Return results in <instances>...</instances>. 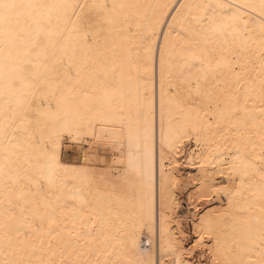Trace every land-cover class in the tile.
<instances>
[{
	"label": "snow or ice",
	"instance_id": "obj_1",
	"mask_svg": "<svg viewBox=\"0 0 264 264\" xmlns=\"http://www.w3.org/2000/svg\"><path fill=\"white\" fill-rule=\"evenodd\" d=\"M155 7L118 0H0V264H146L138 254L137 227L152 208V98L133 96L137 53L117 39L100 46L97 37L126 32L143 42L144 33L129 30L140 29ZM178 7L187 12L171 19L181 17L186 35L166 69L161 57L170 89L165 94L161 86V144L172 146L174 119L181 129L196 130L213 117L217 126L227 125L235 147L229 176L239 182L228 194L247 196L264 212V0ZM247 17L258 19L255 31ZM148 39L155 41L154 32ZM253 46L260 52L258 83L244 87L235 69ZM144 47L150 60L151 46ZM133 102L142 111L130 116ZM125 131L129 148L135 131L137 147L142 138L145 149L129 152L124 175L61 163L65 136L92 135L94 142L122 149ZM133 171L136 179L127 175ZM238 226L254 245L245 250L258 258L233 264H264V215L243 218ZM257 230L258 244L252 235Z\"/></svg>",
	"mask_w": 264,
	"mask_h": 264
},
{
	"label": "bare ground",
	"instance_id": "obj_2",
	"mask_svg": "<svg viewBox=\"0 0 264 264\" xmlns=\"http://www.w3.org/2000/svg\"><path fill=\"white\" fill-rule=\"evenodd\" d=\"M118 2L157 6L151 10L150 18L141 22L140 29L129 30L131 33H144L143 42L138 43L139 36H129L126 32H121L119 38H116L114 34L102 31L97 37V43L100 46L110 45L113 39H117L118 43L131 47L137 53L133 57L131 66L133 83L137 88L133 96L140 101L147 96L152 98V208L150 217L145 210L143 222L137 227L138 254L146 261V264H233L244 256H251L253 260L257 259L255 254L245 250L254 245L249 242L247 233L238 225L243 218H259L264 215V212L261 211L258 203L250 206L249 197L228 194L234 193L239 188V182L229 176L235 147L228 143L231 133L227 125L221 123L217 126L213 117L208 119L207 123H202L196 130L181 129L174 119L172 146L169 147L167 141L161 144L162 84L165 94L170 91L167 72L165 71L163 77L161 74V57L163 56L166 69L169 55L180 50L176 46L182 45L186 35L180 27L181 17H177L175 23L171 17L176 16L177 12L182 14L187 12V9L181 10L178 7L181 3H200L204 0H118ZM228 2L243 4L250 0H228ZM166 5L167 8L164 7ZM247 19H249V27L255 31L258 28V19L252 17H247ZM169 25L174 31H169ZM153 32L154 42L148 39ZM176 33H181L179 39ZM145 43L151 46L150 60L149 53L144 47ZM191 51L193 54H199L195 46ZM241 65L242 67L238 66L235 71L242 73L241 82L244 87H247V81L256 80L258 83L261 61L257 46L252 47L246 62L241 59ZM220 79L231 80L232 78L222 76ZM231 86L235 87L234 83ZM138 107L142 111V105L138 106L135 102L128 105L129 115H135ZM167 111L166 104L164 119L166 133L168 131ZM105 127L111 128L112 126L106 125ZM140 127H143L142 123ZM96 131L98 134L99 127ZM140 135L142 137V132ZM121 139L122 149L113 148L108 142H94L92 135L72 138L65 136L59 148L61 163L69 168L91 166L97 170V174L104 169H114L113 175H124L129 152L134 155L140 154L144 151L145 144L141 138L139 147H137L135 131L131 148H129L126 131ZM67 143L80 149L79 162H69L65 159L64 152ZM259 152V147H257L255 154L259 155ZM101 155L105 156V159L107 157L108 160L101 162L94 160L100 158ZM256 162L259 163V160ZM184 172L187 173L186 180L183 176ZM127 175L130 179H136L138 176L134 171L128 172ZM185 182H188V185L191 184L194 190H192L194 194H190V198L186 201L182 200L181 196V189ZM183 202L186 204L185 209L182 206ZM182 211H185L187 215L182 214ZM185 221L192 223L197 239L195 248L206 253L207 263L199 262L200 260L195 261L196 249L192 250L194 245L191 250L187 249V234L183 226ZM252 235L258 244L259 231H254Z\"/></svg>",
	"mask_w": 264,
	"mask_h": 264
},
{
	"label": "rangeland",
	"instance_id": "obj_3",
	"mask_svg": "<svg viewBox=\"0 0 264 264\" xmlns=\"http://www.w3.org/2000/svg\"><path fill=\"white\" fill-rule=\"evenodd\" d=\"M64 156H65V159L67 161H69V162H79L80 161V158H81V151H80V149L78 147H75L74 145H71V144L67 143L66 148H65V152H64ZM94 160H96L98 162H101L102 160H106L107 161L108 159H107V157L105 159V156H102L101 155L100 158L94 159ZM94 160H92V161H94ZM189 171L187 173H189ZM192 172H194V171H192ZM187 173H185V172L183 173L184 179H185V177H186L185 175ZM184 185H187L188 188H187V186H184ZM184 185L182 187L183 189H181V192H182V195L181 196L183 198L182 200H185L186 201L188 198H190V194H194V192H193L194 190H193V187L191 186V184L188 185V182H185ZM184 203L185 202L182 203V206L185 209V205L186 204H184ZM182 214L187 215L185 211H182ZM183 226H184V231L187 234V249L191 250V248L194 245V248H192V250L193 249L195 250L196 249L195 246L197 244V239L195 237V234H194V231H193V228H192L193 227L192 226V223L189 222V221H185ZM194 259H195V261H199L200 260L199 262H203V263H207L208 262V258H207L206 253L204 254V252L201 251L200 249H196L195 250V252H194Z\"/></svg>",
	"mask_w": 264,
	"mask_h": 264
}]
</instances>
